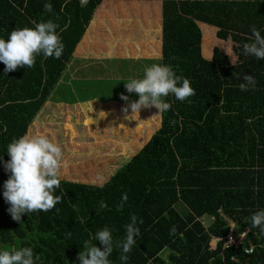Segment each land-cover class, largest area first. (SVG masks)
<instances>
[{
    "label": "trees",
    "instance_id": "1",
    "mask_svg": "<svg viewBox=\"0 0 264 264\" xmlns=\"http://www.w3.org/2000/svg\"><path fill=\"white\" fill-rule=\"evenodd\" d=\"M101 1L79 4L77 0H0V39L7 41L15 29L34 28L32 21L52 20L59 25L56 33L64 45L59 59L41 53L32 68L18 67L5 74V65L0 62V251L30 247L34 257H39L35 264H80L78 254L85 250V241L105 227L114 241L123 240L125 225L135 215L140 235L127 253L128 260L122 262V249L114 246L108 257L111 264H264V236L257 228L249 230L250 217L264 210V176L259 175L264 172L259 169L264 167V161H260L264 155V60L253 63L255 90L241 91L237 81L226 84L220 79L216 88L203 89L200 73L204 70L194 71L199 52L188 45L196 41L199 27L190 21L173 26V21L166 19L161 37L163 62H175L177 71L186 68L187 75L197 79L192 81L199 93L198 103H189L188 99L180 105L189 114L183 112L179 122L171 106L161 116L159 126L105 179L108 182L103 187L59 178L60 187L54 195L62 196L61 203L47 212L28 213L19 222L11 218L10 205L3 197L4 182L10 176L4 168V162L10 159L7 147L24 136L55 90ZM45 3L52 5L51 13L44 10ZM237 3L238 12L229 10L226 17L230 41L232 35L235 39L239 36L234 18L248 20L244 1ZM255 8L263 17L264 0H259ZM188 10L204 21L200 9ZM199 25L214 38V31L207 30L206 23ZM242 33L248 38L246 27ZM227 38L221 40L227 42ZM191 53L195 56L192 70L187 68L192 65ZM202 65L207 66L205 62ZM156 120H151L154 127ZM140 138L137 132V140ZM125 193L128 199L118 211ZM101 201L107 204L106 209H100ZM201 219L206 228L200 224ZM230 224L234 235L248 229L241 243L222 248L218 242L214 250H209L210 235L224 236ZM172 226L177 235H170ZM92 244L103 248L98 240ZM249 244L255 251L244 255L241 247ZM230 256L237 261H231Z\"/></svg>",
    "mask_w": 264,
    "mask_h": 264
},
{
    "label": "crops",
    "instance_id": "2",
    "mask_svg": "<svg viewBox=\"0 0 264 264\" xmlns=\"http://www.w3.org/2000/svg\"><path fill=\"white\" fill-rule=\"evenodd\" d=\"M137 1L119 0L116 2H108L107 4H102L101 1L96 6L65 66L67 72L60 75L56 83L55 91L58 90V85L62 83L63 87L61 92L75 95L70 102L59 99L61 101L60 104L63 106L61 108L63 117L60 128L63 129V132L68 137L66 142H75L73 147L71 144V147L68 148L69 153L64 154L65 156L61 161L60 178L64 176V179L67 180H77L76 177L82 174L80 181L93 182L97 177L106 179L121 162L133 155L140 148V143L144 142L149 136L144 137L146 134L145 129L150 127L149 123L145 124L148 118L147 120L142 118V116H148L146 112L148 108H142L139 116L135 114L131 116L130 108L127 113L122 111L123 108L127 107V102L114 97L106 98L105 92H101L104 96L99 94L100 96L97 97L95 92L100 91L99 87L89 89V86L96 79L103 76H107L110 79L112 73L119 74L122 70H127L125 66H121L125 63L126 59H137L138 61L140 58H143L144 47H155L154 50L156 51L151 50V53H155V56L150 57L157 59L159 64L162 63L160 60L162 27L161 16L157 11L158 8L151 7V4L145 5L146 3L144 1ZM236 1H244L246 18L248 20L252 19L251 16L257 15L258 11L249 13L248 8L250 5L256 7L259 0ZM173 2L172 4H174ZM166 11L168 10L166 9ZM173 11L174 8H171L169 13H173ZM256 19L258 20L259 18L257 17ZM98 25H102V27L99 28ZM127 46H130L128 47V52ZM146 57H148V54H146ZM207 57L209 58V54ZM114 78L115 80L119 79V75H115ZM100 88L103 91L102 87ZM129 100L135 101L137 97L131 96ZM87 110L89 112L86 115ZM126 115L130 117L125 119ZM38 117L39 119L37 121L34 120L31 123L33 124L32 126L31 124L29 125L30 131L25 133L24 136H36L33 135L36 131L33 128L35 124L44 122L54 124L53 121H49L50 118L47 114L41 113ZM137 123L141 124L140 131H137ZM50 128L47 131L52 138L57 129H53L52 132ZM78 129L79 133L77 135ZM152 130H150V133ZM137 132L141 136L139 140H137ZM39 134L37 133V135ZM261 137L264 139V135ZM143 138L144 140L142 141ZM113 142L117 144V151L115 152L111 151ZM86 144H91L95 149H91L86 154L85 151H82L84 148L83 145ZM82 146L83 148L79 149ZM119 152L122 157L120 163H116L113 159H111V162L108 161L112 157H118ZM73 155H77L78 158L71 160ZM261 156L260 161L263 162L264 155ZM91 159L96 160L92 164H86L85 161ZM79 163L83 171L84 169L86 170L85 172L74 171V169L77 170L75 166ZM90 167H98L95 170L96 176L94 178L88 176V174H92L91 171H87ZM259 169L264 170V167ZM67 175L73 177H67ZM259 175L263 177L264 172H260Z\"/></svg>",
    "mask_w": 264,
    "mask_h": 264
},
{
    "label": "clouds",
    "instance_id": "3",
    "mask_svg": "<svg viewBox=\"0 0 264 264\" xmlns=\"http://www.w3.org/2000/svg\"><path fill=\"white\" fill-rule=\"evenodd\" d=\"M86 4L87 0H81ZM44 10L51 13L53 8L50 3L44 4ZM34 28H21L12 30L7 41L0 39V62L5 65V74L15 71L18 67L32 68L35 65L36 56L43 53L45 57L59 59L64 50L61 38L57 35L58 24L52 20L47 22L32 21ZM253 42L243 45V54L254 56L257 60H264V36L255 25L251 27ZM213 58V53L209 61ZM243 83L239 84L241 91L255 90V78L251 75L243 76ZM179 85V86H178ZM116 86V85H115ZM128 93H135L138 100L130 101L129 97L121 94L120 99L127 102V107L122 111L127 113L131 109L133 114L139 116L142 108L155 107L156 115H163L171 109V104L166 102L169 94L181 102L194 96L195 90L190 86L187 78L178 76L168 65L152 64L144 70L143 78L131 79L124 83ZM191 103V101H188ZM221 102V101H220ZM130 116H125L127 119ZM7 154L10 159L4 162V168L10 173L4 182L3 197L10 205L8 212L14 221L19 222L22 216L36 211H50L58 203L62 202V196H55L54 192L60 187V168L62 161L61 148L52 143L47 136H23L9 143ZM108 181L103 177L93 180L94 185L103 187ZM127 194H123L117 210L123 209L127 201ZM107 204L100 202V209H106ZM131 222L125 225L126 236L123 240L114 241L111 231L105 227L99 230L91 240L85 241L84 251L78 254L80 264H111L108 257L113 252L114 246L121 248L120 260L126 262L132 247L136 243V237L140 230L136 226L137 217L132 215ZM251 228L259 229V235L264 236V210L254 213L250 217ZM140 223H143L140 220ZM170 235H177L175 226L170 229ZM181 237L182 233L179 234ZM98 240L103 248L96 247L92 241ZM219 240V238H218ZM228 247V245H225ZM255 248L247 250L251 254ZM35 256L30 247L19 250L0 251V264H35Z\"/></svg>",
    "mask_w": 264,
    "mask_h": 264
},
{
    "label": "rangeland",
    "instance_id": "4",
    "mask_svg": "<svg viewBox=\"0 0 264 264\" xmlns=\"http://www.w3.org/2000/svg\"><path fill=\"white\" fill-rule=\"evenodd\" d=\"M113 1H119V0H102V4H107L108 2H113ZM144 1L146 3L145 5L151 4V7H156L158 8V13H160L161 16V27L165 24L166 19H171L173 21V26L179 25V24H186L187 22H192V23H197L199 27V31L196 35V41L193 42L192 45H190L188 42V45L193 47V49L196 51L198 50L199 54V60L196 58V63L197 66L195 67L194 71L196 73H200L204 70V72L200 73L202 75V85L203 89L206 87H212L216 88L220 81H224V83H234V81H237L235 84L243 83V76L244 75H251L252 69H253V63L255 60H257L254 56H246L243 54V45L245 43H251L253 42V37L251 33V27L255 25L257 30L260 31L261 36H264V27H260V24H264V16L262 17L260 14L251 16L252 19L249 20H244L237 16L234 18V23H235V29L238 31V35H236L237 38L235 39V35H232L233 41H230L229 38H227V32L229 29V23L226 17L229 14V10H232L233 12L236 11L238 12L240 6H238V3L236 0H138L137 2ZM174 1V2H173ZM172 2L174 4H172ZM242 3L241 1H238ZM171 8H174L173 13H169V10ZM189 8H195V9H200L202 11L203 20L204 21H199L195 18V14L191 13V10H188ZM166 9L168 11H166ZM249 13H255L257 9L253 7L252 5L249 6ZM162 11V12H161ZM209 13V14H208ZM234 14V13H233ZM168 17V18H166ZM259 18L258 20L256 18ZM233 19V18H232ZM199 22H204L207 24V30H212L214 31V38L206 33L205 29H201ZM221 22V23H220ZM98 27H102V25H98ZM246 27L249 36L248 38H244V34L242 33L243 28ZM171 30V29H170ZM169 30V31H170ZM195 38V37H194ZM222 38H227V42L224 40H221ZM128 47L127 46V52H128ZM145 51H143L144 57L140 58V60L137 61V59H126L125 63L122 64L121 66H125L127 70H122L119 72V74L112 73L111 78L109 79L107 76H103L99 79H96L95 82H93L90 86V88H98L100 89L99 92H95L96 96H104L102 95L101 92H105L106 98L114 97L120 99L121 94L128 96L129 98L131 96L137 97L138 96L135 93H128L124 87V83L129 82L131 79H140L143 78L144 70L151 66L152 64H159L157 62V59L151 58L150 56H155V53H151V50H154L155 47H144ZM207 49V50H206ZM216 50H218V56L216 55ZM161 57L160 60L162 61V65H168L170 66L173 71L175 72L176 75L182 76L184 78H187L190 81V86L195 90V95L189 97L188 99L193 102V103H198V95L199 93L197 92L198 90L194 87V83L192 80H197V79H192V75H187L186 68H183V71H177L175 67L179 69L177 64L175 62L173 63H165L163 62V48H162V42H161ZM213 53V58L211 61H209V58L207 57L209 54V57ZM146 54H148V57H146ZM192 59H191V66H188L190 70L193 69V59H194V53H191ZM219 61H217V59ZM206 63L207 66L202 65V63ZM200 67H203L201 70L199 69ZM222 67V69L220 68ZM222 70V71H221ZM67 72V69L65 68L63 70V75L64 73ZM115 75H119V79L115 80ZM125 77V78H122ZM121 78V79H120ZM234 79V80H233ZM116 85V86H115ZM179 86V85H178ZM63 87V84L58 85V90L51 92V97L47 99V101L44 103L42 109L39 111V114L44 113L49 116V121H53V126L52 124H47V123H41V124H35L33 128L36 129L35 133L33 135L39 136V135H47L48 139L58 145L63 153L62 160L64 158V154H68V148L73 147V144L75 145V142L70 143L66 142V139L68 138L67 135L63 132V129L60 128L61 124V119L63 117V112H62V105L60 104L61 101L59 99L67 100L70 102L75 95H70L67 92H61V89ZM103 91L101 90V88ZM100 94V95H99ZM92 95V94H90ZM81 98V97H80ZM167 100H169V103L171 104L173 110L177 113L176 117H180L178 120L179 122L181 121V117L183 116L184 113H188L187 109H183L180 107L182 105L181 101H178L175 99L174 95L169 94L167 97ZM89 110L86 111V115L88 114ZM146 112L148 113L147 117H143V119L148 118L150 121L157 119V125L154 127V121H151L149 123L150 127L145 129L146 134L145 136H148L150 133V130L155 129L157 126L160 124V118L161 115H156L158 110L155 107H151L146 109ZM39 114L36 115L35 120L37 121L39 119ZM189 114V113H188ZM138 119V117H137ZM57 120L56 122H54ZM45 121V120H44ZM138 122V121H137ZM137 129L141 126V124L137 123ZM139 126V127H138ZM153 126V127H152ZM51 127V128H50ZM50 128L53 132V129H57V131L54 133V137L51 138L49 132L47 129ZM59 128V129H58ZM30 131V126L28 127L26 133ZM37 133H40L37 135ZM79 133V129L77 131V135ZM144 138L142 139V141ZM145 142V141H144ZM144 142H141L140 144L142 145ZM86 143V142H85ZM114 143V142H113ZM139 145V143H137ZM84 146V148H83ZM81 148L82 151H85L86 154L88 151L91 149H95L94 146L91 144H86L83 145ZM99 148V147H97ZM106 150V149H105ZM104 151V150H102ZM101 151V152H102ZM111 151H117V144L114 143L113 146H111ZM106 152V151H105ZM75 153V151H74ZM86 157V156H83ZM77 155H73L72 159H77ZM111 159H113L116 163H120L122 160V157L120 156V152L118 154V157L115 158H110L108 161L111 162ZM96 159H91L88 161H85L86 164H92L95 162ZM80 163L76 165L77 170L74 169L75 172L81 171V173L85 172L86 170L80 167ZM86 168V167H85ZM81 169V170H80ZM91 169V170H90ZM90 169H87V171H91L92 174H88L90 177H95V170L98 169V167H90ZM82 175V174H81ZM76 177L77 180L80 181V177ZM60 176V175H59ZM109 176V175H108ZM107 176V177H108ZM67 177H73L70 175H67ZM86 178V176H84ZM106 177V178H107ZM60 178V177H59ZM62 179L65 177L62 176ZM177 208H180V205L177 206Z\"/></svg>",
    "mask_w": 264,
    "mask_h": 264
},
{
    "label": "built area",
    "instance_id": "5",
    "mask_svg": "<svg viewBox=\"0 0 264 264\" xmlns=\"http://www.w3.org/2000/svg\"><path fill=\"white\" fill-rule=\"evenodd\" d=\"M77 1L79 4H82L81 0H77ZM208 218H209V220H212L213 216L209 215ZM199 222L204 228H206V223H205V221H203V219L199 220ZM232 231H233V226H232V224H230V226L228 228V232L224 236L219 237V236L210 235V238L208 241V249L214 250L218 242H220L222 248L226 247L225 246L226 244L228 246H237L244 239V236L248 232V229L243 228L237 235H234ZM218 238H219V240H218ZM241 248H242V252L244 255H249V253H247V250L253 248V245L249 244V246L241 247ZM229 259L233 262L237 261L235 256H230Z\"/></svg>",
    "mask_w": 264,
    "mask_h": 264
},
{
    "label": "bare ground",
    "instance_id": "6",
    "mask_svg": "<svg viewBox=\"0 0 264 264\" xmlns=\"http://www.w3.org/2000/svg\"><path fill=\"white\" fill-rule=\"evenodd\" d=\"M217 251V250H216Z\"/></svg>",
    "mask_w": 264,
    "mask_h": 264
}]
</instances>
